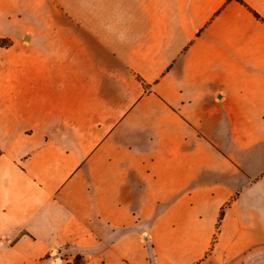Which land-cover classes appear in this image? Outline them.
<instances>
[{"label": "crops", "instance_id": "0c3cea01", "mask_svg": "<svg viewBox=\"0 0 264 264\" xmlns=\"http://www.w3.org/2000/svg\"><path fill=\"white\" fill-rule=\"evenodd\" d=\"M0 42V264H264V0H0Z\"/></svg>", "mask_w": 264, "mask_h": 264}, {"label": "water", "instance_id": "95a60500", "mask_svg": "<svg viewBox=\"0 0 264 264\" xmlns=\"http://www.w3.org/2000/svg\"><path fill=\"white\" fill-rule=\"evenodd\" d=\"M145 242L147 243L148 248L150 250L152 264H154V255H153L152 246H151L150 241H149V239L147 237L145 238ZM65 251H67V250L58 251V254H56L54 256H51L50 261H49V264H52L56 259L61 258V256L63 255V253Z\"/></svg>", "mask_w": 264, "mask_h": 264}, {"label": "built area", "instance_id": "2783aa9c", "mask_svg": "<svg viewBox=\"0 0 264 264\" xmlns=\"http://www.w3.org/2000/svg\"><path fill=\"white\" fill-rule=\"evenodd\" d=\"M52 264H69L63 257L56 259Z\"/></svg>", "mask_w": 264, "mask_h": 264}, {"label": "rangeland", "instance_id": "374dc122", "mask_svg": "<svg viewBox=\"0 0 264 264\" xmlns=\"http://www.w3.org/2000/svg\"><path fill=\"white\" fill-rule=\"evenodd\" d=\"M62 250H66V249H60L59 251H62ZM57 254H58V252H57ZM61 257H63L65 260H68L66 251L63 253V255Z\"/></svg>", "mask_w": 264, "mask_h": 264}, {"label": "trees", "instance_id": "16d2710c", "mask_svg": "<svg viewBox=\"0 0 264 264\" xmlns=\"http://www.w3.org/2000/svg\"><path fill=\"white\" fill-rule=\"evenodd\" d=\"M238 1H240V0H238ZM0 44H3V43L0 42ZM223 216H224V212L222 211L220 221H221V219L223 218Z\"/></svg>", "mask_w": 264, "mask_h": 264}]
</instances>
